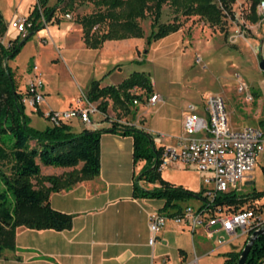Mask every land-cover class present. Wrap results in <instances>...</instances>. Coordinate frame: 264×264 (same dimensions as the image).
Masks as SVG:
<instances>
[{
	"label": "rangeland",
	"instance_id": "374dc122",
	"mask_svg": "<svg viewBox=\"0 0 264 264\" xmlns=\"http://www.w3.org/2000/svg\"><path fill=\"white\" fill-rule=\"evenodd\" d=\"M252 1L231 0L230 12L224 14L217 25L208 24L198 15L181 14L180 10L175 11L172 5L164 3L160 8L158 23L178 22L179 28L175 32L146 44L144 37L150 31L152 18V14L146 12L144 18L138 20L142 38L105 41L95 52V49L84 47L80 27L74 21L76 17L94 12L96 8L92 3L89 0H70L68 4L66 1L56 3L55 0H46L47 6L56 5L52 16L48 21L41 22L40 32L37 33L38 30L30 35L7 64L13 72L15 86L22 91L33 74L41 79L45 95L39 108L43 111L48 108L87 106L86 84L90 80H99L102 86L115 85V82L137 71L149 80L150 93H157L161 99L147 103L142 98L144 94L137 90L139 98L136 104L131 102L122 106L107 99L104 114L97 106L99 101L90 102L89 105L102 114L96 112L90 116L97 126H106V119L111 120L113 127L128 126L124 123L134 122L136 127L152 131L153 137H164L163 143H173L174 135L180 132L185 105L202 104L208 95H219L230 126H257L264 138V71L258 68V61L264 58V17L257 10V0L253 8L257 18L254 22L250 21ZM35 2L0 0V13L6 26L0 38L4 45L15 37L20 40L27 33L16 34L8 22L26 17ZM222 12L225 13V10ZM118 50L121 52L118 53ZM95 53L100 61L106 62L104 65L94 58ZM35 63L37 70H34ZM106 72L105 76L101 75ZM240 85L241 91L238 90ZM246 94L251 97L249 101L245 99ZM24 113L31 126L37 129L50 126L38 112L24 107ZM70 123L71 131L89 126L75 119ZM134 166H138V163ZM66 168L41 165V174L58 175ZM139 170L134 168L133 181L137 179ZM159 173L161 179L163 177L168 182L181 184L193 191L208 187L203 183V175L195 170L162 167ZM250 174L251 182L241 184L240 194L263 190L264 150L257 153ZM147 201L155 205L161 199L148 198ZM197 204L198 201L191 198L182 206L194 208ZM248 204L261 207L264 214V196L254 200L248 198L242 206ZM176 228V225L167 222L160 229L154 241L151 264H163L161 256L165 259L164 264H186L194 254L201 257L198 264H220L219 259L223 258L220 250L231 247L226 243L218 244L201 233L192 234ZM178 248L186 252L184 260L179 258L181 253Z\"/></svg>",
	"mask_w": 264,
	"mask_h": 264
},
{
	"label": "trees",
	"instance_id": "16d2710c",
	"mask_svg": "<svg viewBox=\"0 0 264 264\" xmlns=\"http://www.w3.org/2000/svg\"><path fill=\"white\" fill-rule=\"evenodd\" d=\"M67 4L70 0H55ZM96 8L94 12L83 14L74 19L81 31V40L86 48L95 49L104 41L126 38H142L143 32L138 20L146 12L152 14L150 31L144 37L146 44L159 40L179 28V23L172 21L158 23L160 8L164 3L172 5L175 11L184 15H198L210 25L220 23L224 14L230 12L231 0H89ZM257 0L252 1L251 22L257 15L253 8ZM41 9L42 20L48 21L56 5L47 6L46 0H36L26 15L30 21L26 34L17 40H9L7 45L0 42V254L2 250H13L14 231L16 227L29 229H68L71 215L57 211L49 206L51 192L65 190L76 182L90 179L99 172V139L103 132H118L132 139V163L143 160L137 179L132 184V196L162 199V208L175 207L188 199L200 197L201 191H192L179 185H170L161 179L156 165L152 166L160 147L153 143L152 133L133 125L102 129L82 128L78 132L70 130L69 123L45 126L37 129L29 124L20 102L21 92L16 88L13 72L7 61L20 50L28 37L41 29L37 22ZM68 9V8H67ZM225 10V13L222 11ZM5 21L0 13V38L5 32ZM30 34V35H29ZM132 87L150 93L151 87L147 77L141 72H131L115 85L98 86L92 80L86 94L89 102L99 101L98 107L104 114L106 100L125 106L139 95L129 93ZM105 118V117H104ZM80 163L78 168L75 166ZM40 165L69 167L58 175L41 174ZM138 180L146 183L157 182L158 186L143 188ZM264 196L261 191L240 194L234 191L215 193L208 207L224 206L237 208L246 199ZM205 206V204H202ZM244 241H242L241 247ZM241 247L236 251L223 254L222 264H235ZM264 259V232L258 235L246 255L244 264H260Z\"/></svg>",
	"mask_w": 264,
	"mask_h": 264
},
{
	"label": "crops",
	"instance_id": "0c3cea01",
	"mask_svg": "<svg viewBox=\"0 0 264 264\" xmlns=\"http://www.w3.org/2000/svg\"><path fill=\"white\" fill-rule=\"evenodd\" d=\"M38 21H44L42 20V16L41 19L40 17L37 18V22ZM39 32L40 30L37 33ZM17 33L18 32H16V34ZM97 51L98 47L95 48V52ZM120 52L121 50H118V53ZM96 54L97 53H95L94 58L97 59L100 65H104L106 62L100 61ZM100 68H98V74H100ZM107 73L108 72L101 75L105 76ZM92 80L86 84L88 88ZM97 82L99 86L100 81L97 80ZM116 83L118 82L114 84ZM100 86L102 85L100 84ZM16 88L22 92L19 87ZM44 95L45 93L43 92V101L41 104L44 102ZM86 101L88 102L87 98ZM88 104H90V102H88ZM190 104L197 107L201 105L187 103V105ZM187 105H185L183 114L186 111ZM67 108L70 107L67 106L64 109L48 108L46 110H65ZM37 112L41 114V112L44 111L39 108ZM96 112L99 111L96 110ZM92 114H90V116ZM181 119L180 132L174 135L173 138L175 142L173 140V143L165 144L162 142L164 137H159V139L154 137L153 142L155 146H157L156 144H158L157 147L177 145L178 137L181 134ZM106 120V126H97L91 118L92 122L85 128L90 130H105L110 127V121L108 119ZM117 121L121 123L120 120ZM70 122L69 126L71 124ZM130 124L136 126L134 122ZM116 127L119 128L120 126L117 125ZM78 131L79 130L73 132ZM148 132L152 133L150 130ZM131 151L132 139L130 136H122L118 132L101 133L99 139L100 167L98 174L90 179L76 182L68 189L51 192L48 197V203L51 208L71 215L70 227L60 231L16 227L14 231L15 248L13 250H2L0 254V264H151L150 260L153 257L154 243L149 245L147 242L149 237L147 216L154 210L172 212L175 211L176 208H162V199L160 203L152 205L147 201L148 198L132 196L134 168L136 167L138 171L142 167L144 161H137L138 166H134L135 163H132ZM169 168L193 170V168L189 167L170 166ZM68 169L71 168L67 167L63 169L61 173L68 171ZM163 180L166 181L165 179ZM250 182L251 179L244 184ZM168 183L175 186L178 185L171 182ZM137 185L143 188H151L158 186V183H146L143 180H138ZM179 186L185 189L189 188L181 184ZM189 190H191V188ZM199 191H201L200 197H194V199L198 201L195 207L202 203L203 189ZM182 203L183 202L179 203L180 207ZM230 208L235 209L233 207ZM224 209L228 208L224 207ZM167 222L173 223L171 220H166L165 223ZM176 229L190 232L185 226H177ZM195 232L203 234L206 238L212 239L218 244L226 243L231 245L230 249L220 250L223 254L228 251L236 252L242 244V238L230 240V237L222 231H216L210 238L207 237L203 227H198L190 233L194 234ZM218 236H222L224 241L219 243L217 240ZM178 252L181 253L179 258L184 260L186 258V252L181 248H178ZM194 259L198 264L201 257L194 254L186 264ZM224 259V256L219 259L221 262L220 264H222ZM164 260L163 256H161V262H163V264L165 263ZM260 264H264V259Z\"/></svg>",
	"mask_w": 264,
	"mask_h": 264
},
{
	"label": "built area",
	"instance_id": "2783aa9c",
	"mask_svg": "<svg viewBox=\"0 0 264 264\" xmlns=\"http://www.w3.org/2000/svg\"><path fill=\"white\" fill-rule=\"evenodd\" d=\"M36 9L41 19V9L39 6ZM257 10L264 17V0L258 1ZM8 25L16 32L24 33L30 21L26 17H21L10 20ZM0 42L2 43L1 40ZM42 87L43 83L37 75L30 76L21 92L22 105L37 112L43 101ZM137 90L140 89L132 87L129 93L139 95ZM238 90H242L241 85ZM140 94H143L141 90ZM142 98L147 103L161 99L157 93H150L148 96L144 94ZM245 99L249 101L250 95L246 94ZM131 102L136 104L137 98ZM94 112L96 109L88 104L65 110L49 109L41 112V115L50 126L69 123L74 119L84 125H90V114ZM109 121L111 122L110 119ZM263 150L264 138L261 129L250 125L239 128L230 126L223 100L219 95H208L199 107L187 105L182 115L181 134L177 145L160 146L158 154L151 159L152 166L156 165L158 171L162 167L170 166L193 168L203 175V183L208 187L203 189L202 203L197 207L185 205L172 212L165 210L150 212L147 216L148 244L154 243L157 233L166 220H171L177 226H185L190 232L203 227L209 238L216 231H222L230 237V240L242 238V241H245L252 231L264 224L261 207L246 205L228 210L223 206L208 207V204L211 203L215 193L229 191L239 193L241 184L251 179L250 172L253 170L257 153ZM217 240L221 243L224 238L218 236ZM189 264H197V262L194 259Z\"/></svg>",
	"mask_w": 264,
	"mask_h": 264
},
{
	"label": "water",
	"instance_id": "95a60500",
	"mask_svg": "<svg viewBox=\"0 0 264 264\" xmlns=\"http://www.w3.org/2000/svg\"><path fill=\"white\" fill-rule=\"evenodd\" d=\"M30 35V34H29ZM258 68L261 70V71H264V58H261L259 61H258ZM264 232V224L259 227L258 229L252 231L246 238V240L244 241V244L243 246L241 247V250L239 252V255H238V258L235 262V264H244V261H245V258H246V255L251 247V244L253 243V241L255 240V238L262 234Z\"/></svg>",
	"mask_w": 264,
	"mask_h": 264
},
{
	"label": "bare ground",
	"instance_id": "6f19581e",
	"mask_svg": "<svg viewBox=\"0 0 264 264\" xmlns=\"http://www.w3.org/2000/svg\"><path fill=\"white\" fill-rule=\"evenodd\" d=\"M35 70H37V66L35 65V68H34Z\"/></svg>",
	"mask_w": 264,
	"mask_h": 264
}]
</instances>
